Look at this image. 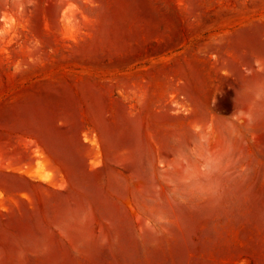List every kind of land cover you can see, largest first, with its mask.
<instances>
[{"label": "rangeland", "instance_id": "rangeland-1", "mask_svg": "<svg viewBox=\"0 0 264 264\" xmlns=\"http://www.w3.org/2000/svg\"><path fill=\"white\" fill-rule=\"evenodd\" d=\"M0 264H264V0H0Z\"/></svg>", "mask_w": 264, "mask_h": 264}]
</instances>
